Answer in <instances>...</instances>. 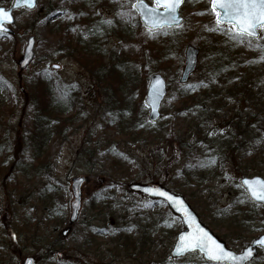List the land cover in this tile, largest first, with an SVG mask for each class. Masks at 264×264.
Masks as SVG:
<instances>
[{
  "label": "rangeland",
  "instance_id": "rangeland-1",
  "mask_svg": "<svg viewBox=\"0 0 264 264\" xmlns=\"http://www.w3.org/2000/svg\"><path fill=\"white\" fill-rule=\"evenodd\" d=\"M46 1L38 0L33 10L15 11V37L11 43L0 38V79L9 86L0 89V264H22L30 256H35L38 264H209L197 254L170 259L176 232L181 228L179 221L164 203L130 194L127 191L130 183L157 182L182 195L203 223L235 252L264 234V208L250 205L239 183L242 176L232 167L234 163L224 159L214 171L211 166L197 164L208 155L226 153L228 140L235 134L229 121L243 119L248 113L245 106L238 105L230 96L225 100L221 97L222 110L217 112L213 111L211 99L203 96L197 102L202 107H192L190 111L179 112V103H175L180 89L203 79L204 52L211 37L217 36L215 33L229 37L235 34L229 31L232 26L217 24L212 0H186L180 8L183 23L179 28L149 33L135 23L136 14L131 7L135 0H112L96 6V2L86 0L78 7L84 9L75 13L63 10L61 19L52 18L51 25L56 21L68 24L60 25L52 35L46 30L49 25H43L45 16L40 11ZM144 1L154 5L152 0ZM10 4L11 0H0V7L8 8ZM115 14L126 23V31L115 26ZM95 19L108 21L97 28L99 39L91 31L96 28L92 22ZM259 32L264 44V28ZM29 36L35 39L34 59L20 71L17 60ZM222 38L224 42L229 40ZM58 45L61 49L55 48ZM189 45L198 48L199 55L196 71L185 84L180 77L185 48ZM234 45L235 50L242 47ZM98 47L105 52L95 50ZM54 48L56 53L52 54ZM162 52L167 53L164 58ZM115 64L123 69L117 70ZM42 70L77 88L81 110L66 122L60 140L51 135L55 123L54 114L49 115L46 143L38 153L36 142L31 141L37 106L30 97L40 93L30 88V79ZM93 71L99 75L91 74ZM115 71L121 74L118 76ZM155 73L168 85L160 120L150 124L144 106L142 115L146 124L130 134H122L124 127L118 123V110H124L126 117L132 118L131 111L143 104L145 80ZM236 77L239 81V75ZM258 82L264 87V80ZM46 94L53 100L59 95L50 88ZM116 94L124 96L128 107L119 106V99L115 104ZM245 125L241 123L242 132L260 136L256 148L246 149L238 144L236 158L241 152L249 153L254 160L240 163L241 170L247 173L244 176L264 178V117L257 118L255 125L251 123V128ZM170 131L175 133L176 141L166 140ZM197 142L199 148L194 147ZM231 142L236 144L234 139ZM196 164V169L189 170ZM185 170L194 177L188 179ZM74 177L88 179L83 184L79 218L57 252L45 257L41 248L68 227L73 200L70 185ZM109 178L110 184H105L103 180ZM98 180L102 183L94 189ZM252 207L251 221L240 233L227 230L232 216ZM112 219L118 236L110 234ZM89 230L98 234L84 239ZM250 264H264V253L260 251Z\"/></svg>",
  "mask_w": 264,
  "mask_h": 264
},
{
  "label": "trees",
  "instance_id": "trees-1",
  "mask_svg": "<svg viewBox=\"0 0 264 264\" xmlns=\"http://www.w3.org/2000/svg\"><path fill=\"white\" fill-rule=\"evenodd\" d=\"M86 0H48L45 2V4L40 7V10H42L43 15L45 16L44 24L43 25H49L50 20L52 19V15L56 12H63L65 10L66 13L70 12H77L79 10L84 9V7L79 8L84 4ZM105 1V0H103ZM108 2H113L111 0H106ZM88 16V13H86ZM118 16L115 14V26L119 28V30L126 31V23H122L119 21ZM42 20V19H41ZM98 26L96 28L91 29L93 31V35L96 39L101 38V35L98 34V29L105 26L107 23L102 20H97ZM66 23V22H63ZM63 23L55 22V24H58L59 26ZM136 23L138 21L136 20ZM98 28V29H97ZM59 28H46L48 34L51 35L53 32L58 30ZM227 36H224L226 38ZM228 41H222L220 38L219 40H216V38H213L210 40L206 46L208 45V48L204 52V57L206 61V65L204 68H202V74L203 79H201L198 84H191L190 86H184L182 89L178 91L177 100L175 101L176 105L179 103V112L184 111H190L192 107H197L199 104H197L198 101H202V96L205 98H210L213 102V111L217 112L222 110V101H220L221 97L226 99L227 96H230L232 99L238 102V105L245 106L248 113L244 116V118L240 119V121H237V118H232L229 123L233 127L235 134H232L230 136V139L228 140V147L229 149L225 154H213L208 155V158H201L197 161L198 167H209L211 166L213 168V171L218 168V165L225 159V161H229L234 163L232 166L239 176H244L246 173V170H241L240 163L242 161L251 159V161L254 160V158H251V155L249 153L241 152L242 154L240 156H237L236 158V149L238 148L237 145L239 144L241 147H244L246 149L248 148H256L257 141L256 136L253 137L248 133L242 132V126L241 123H245L247 128H251V123H254L257 120V118L264 117V87L263 85L258 82L259 80H264V44H262L261 41H252L247 38H243L240 40L232 39V37H228ZM12 39L10 36L5 37L4 40H6L8 43L12 42ZM56 43V39L54 40ZM239 44L242 47H240L238 50H235L233 47L236 46L234 44ZM227 43L229 46H227ZM54 47V46H49ZM237 47V46H236ZM57 49H61L59 45L55 47ZM55 48L53 53L55 52ZM168 49V47H167ZM95 50H98V52L104 53L105 50H101L100 47L96 48ZM64 51V50H62ZM164 58L166 52H162ZM229 54H231V57L229 58ZM160 55V54H159ZM161 56V55H160ZM85 57L83 56V59ZM101 59V57H98ZM161 58V60H162ZM241 58L243 60H241ZM85 61H89V58H85ZM93 65L95 61L92 62ZM120 63V62H117ZM116 65V64H115ZM255 65H258L257 67ZM248 68H247V67ZM117 70L123 69L120 67V64L115 66ZM255 67V68H253ZM256 69V70H255ZM255 71V74H252ZM115 73L119 76L121 73L119 71H115ZM91 74L93 75H99L97 71H93ZM239 75L240 80H236V76ZM50 81V84L48 82ZM146 82V80H145ZM8 86L4 80L0 79V89H8ZM30 88H36L38 89V93H34L33 96L30 97V101L37 106V110L34 113L33 116V133H32V140L35 141L37 145V152L40 153L43 150L44 144L46 143V130L49 128V122H47V118L50 117L49 115H53L54 117V123L55 126L53 128V132L51 135L56 137V139H61L63 133L65 132L66 128V122L73 119L79 114L80 106H81V98L78 94V91L76 88L71 87L70 85H65L61 80L58 79V77H55L53 75H49V72L47 71H38L36 72L30 79ZM50 89L57 90L58 94L57 98L53 100L50 95L46 94L48 93ZM200 92L202 95H200ZM32 94V93H31ZM119 99V106H121L123 109H125L128 103L125 101L124 96H119L116 94L115 98V104L118 103ZM140 109H134L131 111L132 118H128L125 115L124 110H118L119 117H118V123L121 125L120 127H124V130L121 131L122 134L127 135L132 133L133 130L138 128L141 125L146 124L145 123V117L142 115V110L145 107L142 103L138 106ZM202 107V106H199ZM238 107V106H237ZM137 108V107H136ZM193 109V108H192ZM116 110V109H115ZM199 110H201L199 108ZM74 111L72 116L64 117L69 112ZM202 112V110H201ZM124 113V114H123ZM127 118V120H126ZM135 123V124H134ZM117 128V127H116ZM51 132V130H50ZM156 135V134H155ZM260 135L257 136V138ZM128 137V136H127ZM176 135L174 132L170 131L169 135L166 137V140L172 142L176 141L175 139ZM34 138V139H33ZM231 139H234L235 143L231 142ZM182 144V142H180ZM225 143V142H224ZM226 144V143H225ZM234 144V145H233ZM195 148H199V142H197L194 145ZM220 153V152H219ZM201 156V155H200ZM119 157V156H118ZM36 158V157H35ZM37 159V158H36ZM238 159V160H236ZM241 160V161H240ZM38 161V159H37ZM40 164V161H38ZM239 162V164H238ZM116 163V162H115ZM196 166H190V169H196ZM18 169V168H17ZM189 170H185V174H187V178L194 177L191 173H189ZM247 170H249L247 168ZM94 182V189H97L101 185V181L98 180ZM105 184H110V178L106 181L103 180ZM128 191V189H127ZM129 192V191H128ZM130 193V192H129ZM132 194V193H130ZM156 203V202H155ZM224 212V211H221ZM226 212V210H225ZM264 213V211H263ZM254 214L253 207L248 208L247 210H240L237 216H232V221L230 222V228L227 229L230 232L234 233H240L241 229L246 227L248 223L251 221V215ZM109 221H113L109 220ZM109 231L111 235H117V232H115V222L113 225L109 227ZM124 230H122V233ZM119 232V230H118ZM95 234H98V232L89 230L86 232V235L84 239L87 238H94ZM225 235V234H223ZM226 236V235H225ZM222 236V237H225ZM62 242H64L60 237H58L57 240L54 242H51L47 245H45L43 248H41L40 252L45 257H52L55 252H57V248L61 247ZM12 247L16 249V246L12 244ZM39 256L38 258L42 257Z\"/></svg>",
  "mask_w": 264,
  "mask_h": 264
},
{
  "label": "water",
  "instance_id": "water-1",
  "mask_svg": "<svg viewBox=\"0 0 264 264\" xmlns=\"http://www.w3.org/2000/svg\"><path fill=\"white\" fill-rule=\"evenodd\" d=\"M36 1L34 0V6L29 7L26 0H14L13 4L10 8L5 9L8 12L10 19H5L3 21V27L0 28V32L5 34L13 35V31L10 28H7L5 25L14 24V17L12 12L17 9H22L25 7L30 10L35 8ZM184 0H180V3L176 6L174 12H167L163 6H157V14L146 17L144 15L145 12L149 11L152 6H149L144 2L147 6L146 8H135L137 11L140 21L143 24L145 29L155 30L161 29L162 27H176L181 24L182 18L179 15V7L183 3ZM155 2V0H154ZM136 3V2H135ZM159 8H163L162 10ZM218 13H222V9L218 6L215 8ZM174 17V20L172 19ZM224 23V22H221ZM259 28V27H258ZM258 28L256 29L257 35L255 36H247L252 39H257L259 37ZM34 43L35 39L33 36H30L27 39L26 46L24 48V52L20 59L17 61V65L19 70L22 71L27 68L33 60L34 57ZM197 56L198 50L193 46H188L185 51V66L180 78L182 83L186 82L189 78L190 74L194 71L197 64ZM53 69H57L58 66H53ZM166 96V82L159 74H152L149 78L146 95L144 99V103L148 108V121L154 123L160 118V108L161 104ZM264 181L261 177H244L240 180L241 185L245 189L248 198L254 202L255 204L264 205V199H257L252 196L249 191V185L245 184V180L253 181V180ZM88 181L85 177H74L72 178L71 190L73 195V201L71 202V214L69 218V224L72 225L78 219L79 209L81 205L82 193L81 188L84 183ZM253 189L259 190L257 185H252ZM128 189L132 193L140 194L150 200L161 201L166 204L167 208L171 211V213L177 217H179L182 230L179 231L176 235L175 242L172 246L170 257L172 259L183 258L187 254L197 252L199 255H202L203 258L212 263H224V264H248L252 261L253 258L257 255V248H262L264 251V234L255 238L249 245H247L240 253H235L234 251L227 248L224 241L219 239L208 227H206L197 216L196 212L190 207V205L185 201L184 197L181 195H177L175 193L170 192L165 187L159 184H140V183H130L128 185ZM160 193H166L167 195H161ZM197 226L199 229H202L203 232H207L209 236L212 237L213 240L216 241L217 244L221 245L223 249L227 252L233 253L237 259L235 260H227L224 262L215 261L209 258L207 250H202L200 248H189L187 251L183 252V254L178 255L176 253V245L179 243V238L181 235L189 236L195 234L197 232ZM70 232V228L65 229L61 235L63 237L67 236ZM250 250V252H249ZM23 264H36L34 258L28 257L24 260Z\"/></svg>",
  "mask_w": 264,
  "mask_h": 264
},
{
  "label": "snow or ice",
  "instance_id": "snow-or-ice-1",
  "mask_svg": "<svg viewBox=\"0 0 264 264\" xmlns=\"http://www.w3.org/2000/svg\"><path fill=\"white\" fill-rule=\"evenodd\" d=\"M26 2L29 7L34 6V0H26ZM179 3L180 0H155L157 6H163L169 13L174 12ZM212 6L213 10L217 6L223 10L222 13H217V24L224 22L232 25V29L229 30L235 31L232 39L240 40L244 36H255L257 35L256 29L258 27L264 28V0H212ZM132 7L146 8L147 6L144 4V0H136ZM157 11V7H153L145 12L144 15L150 17L157 14ZM5 19H10L8 12L0 8V28L3 27ZM172 19L174 20V17ZM244 183L249 185V191L253 197L264 199V181L258 179L253 181L245 180ZM253 184L257 185L258 191L253 189ZM160 194L167 195L166 193ZM193 247L207 250L209 258L215 261L224 262L237 259L233 253L225 251L207 232H203L198 226L195 234L187 237L184 235L180 236L175 250L178 255H181Z\"/></svg>",
  "mask_w": 264,
  "mask_h": 264
},
{
  "label": "flooded vegetation",
  "instance_id": "flooded-vegetation-1",
  "mask_svg": "<svg viewBox=\"0 0 264 264\" xmlns=\"http://www.w3.org/2000/svg\"><path fill=\"white\" fill-rule=\"evenodd\" d=\"M58 237H59V236H57V238H56L55 240H57V239H58ZM55 240H54V241H55ZM54 241H52V242H54Z\"/></svg>",
  "mask_w": 264,
  "mask_h": 264
},
{
  "label": "bare ground",
  "instance_id": "bare-ground-1",
  "mask_svg": "<svg viewBox=\"0 0 264 264\" xmlns=\"http://www.w3.org/2000/svg\"><path fill=\"white\" fill-rule=\"evenodd\" d=\"M258 237V236H257Z\"/></svg>",
  "mask_w": 264,
  "mask_h": 264
}]
</instances>
